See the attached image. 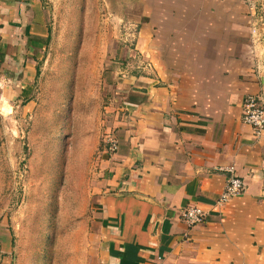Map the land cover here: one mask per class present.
Returning a JSON list of instances; mask_svg holds the SVG:
<instances>
[{"label": "crops", "instance_id": "0c3cea01", "mask_svg": "<svg viewBox=\"0 0 264 264\" xmlns=\"http://www.w3.org/2000/svg\"><path fill=\"white\" fill-rule=\"evenodd\" d=\"M124 1L135 59L102 139L118 150L102 142L87 184L96 264H264V131L241 121L247 96L264 104V0L257 36L258 0ZM48 22L40 0H0V58L24 67L23 98ZM228 169L244 188L218 207ZM189 205L207 212L202 224H184Z\"/></svg>", "mask_w": 264, "mask_h": 264}, {"label": "rangeland", "instance_id": "374dc122", "mask_svg": "<svg viewBox=\"0 0 264 264\" xmlns=\"http://www.w3.org/2000/svg\"><path fill=\"white\" fill-rule=\"evenodd\" d=\"M40 1L50 33L29 97L21 62L0 58V264H96L88 175L120 71L135 59L124 51L133 15L124 0Z\"/></svg>", "mask_w": 264, "mask_h": 264}, {"label": "built area", "instance_id": "2783aa9c", "mask_svg": "<svg viewBox=\"0 0 264 264\" xmlns=\"http://www.w3.org/2000/svg\"><path fill=\"white\" fill-rule=\"evenodd\" d=\"M258 1H260L259 4L257 2L258 13L256 14V12H254L250 23L252 27V33H255L256 36L257 28L262 22L260 10L261 3L263 0ZM257 17L258 21L256 24ZM241 121L245 125H248L252 128L254 136H259L260 133L264 131V104L261 103L260 99H257L253 96H247L244 99L241 113ZM103 142L105 144V153L110 157L113 156L118 150V143L116 138L112 134L108 133L106 134V137ZM226 172L228 173V179L225 183L222 193L215 201V204L218 207L226 204L230 199L239 195L244 188L243 180L239 176H237L232 169H228ZM206 216L207 212L197 205H189L185 207L181 212L182 221L188 228L202 224Z\"/></svg>", "mask_w": 264, "mask_h": 264}, {"label": "trees", "instance_id": "16d2710c", "mask_svg": "<svg viewBox=\"0 0 264 264\" xmlns=\"http://www.w3.org/2000/svg\"><path fill=\"white\" fill-rule=\"evenodd\" d=\"M39 75V69L38 67L36 68V72H35V78H37V76Z\"/></svg>", "mask_w": 264, "mask_h": 264}, {"label": "water", "instance_id": "95a60500", "mask_svg": "<svg viewBox=\"0 0 264 264\" xmlns=\"http://www.w3.org/2000/svg\"><path fill=\"white\" fill-rule=\"evenodd\" d=\"M260 1H258V4H259Z\"/></svg>", "mask_w": 264, "mask_h": 264}]
</instances>
